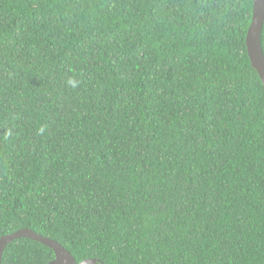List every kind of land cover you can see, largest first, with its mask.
<instances>
[{"label": "trees", "instance_id": "obj_1", "mask_svg": "<svg viewBox=\"0 0 264 264\" xmlns=\"http://www.w3.org/2000/svg\"><path fill=\"white\" fill-rule=\"evenodd\" d=\"M252 10L0 0V237L31 229L77 263L264 264ZM53 259L19 238L1 264Z\"/></svg>", "mask_w": 264, "mask_h": 264}, {"label": "water", "instance_id": "obj_2", "mask_svg": "<svg viewBox=\"0 0 264 264\" xmlns=\"http://www.w3.org/2000/svg\"><path fill=\"white\" fill-rule=\"evenodd\" d=\"M264 26V0H253L252 19L246 34V48L251 66L256 70L264 86V53L261 45V32ZM28 238L42 243L54 252V259L50 264H104L98 259L88 258L76 262L71 253L60 243L44 237L31 229H20L12 234L0 237V264L5 248L12 241Z\"/></svg>", "mask_w": 264, "mask_h": 264}, {"label": "clouds", "instance_id": "obj_3", "mask_svg": "<svg viewBox=\"0 0 264 264\" xmlns=\"http://www.w3.org/2000/svg\"><path fill=\"white\" fill-rule=\"evenodd\" d=\"M76 81H73V80H69V84L72 86V87H75L76 86Z\"/></svg>", "mask_w": 264, "mask_h": 264}]
</instances>
